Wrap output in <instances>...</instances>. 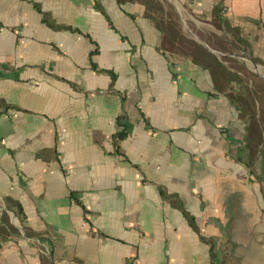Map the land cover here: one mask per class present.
Here are the masks:
<instances>
[{
  "label": "crops",
  "instance_id": "obj_1",
  "mask_svg": "<svg viewBox=\"0 0 264 264\" xmlns=\"http://www.w3.org/2000/svg\"><path fill=\"white\" fill-rule=\"evenodd\" d=\"M179 1L264 56V0ZM212 82L132 4L0 0V264H264V170Z\"/></svg>",
  "mask_w": 264,
  "mask_h": 264
},
{
  "label": "rangeland",
  "instance_id": "obj_2",
  "mask_svg": "<svg viewBox=\"0 0 264 264\" xmlns=\"http://www.w3.org/2000/svg\"><path fill=\"white\" fill-rule=\"evenodd\" d=\"M120 2L137 6L154 24L167 56L203 61L204 52L209 55L211 60L207 63L212 83L226 92L240 124L244 125L239 134L242 155L250 156L253 170L263 171L264 56L254 51L248 36L234 32L217 15L197 16L189 4L179 0Z\"/></svg>",
  "mask_w": 264,
  "mask_h": 264
},
{
  "label": "trees",
  "instance_id": "obj_3",
  "mask_svg": "<svg viewBox=\"0 0 264 264\" xmlns=\"http://www.w3.org/2000/svg\"><path fill=\"white\" fill-rule=\"evenodd\" d=\"M118 3H122L120 2V0L117 1ZM204 54L206 55L205 59L203 61H196L195 59L193 60L195 64H197L198 66H201L203 68H208V59L211 60V58L209 57V55H207L205 52ZM182 213L184 215V217L186 218L187 222L190 224V225H193V218L187 214V212H185L183 209H182Z\"/></svg>",
  "mask_w": 264,
  "mask_h": 264
}]
</instances>
